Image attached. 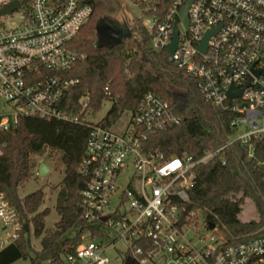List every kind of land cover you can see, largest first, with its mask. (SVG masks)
<instances>
[{
    "label": "built area",
    "instance_id": "built-area-1",
    "mask_svg": "<svg viewBox=\"0 0 264 264\" xmlns=\"http://www.w3.org/2000/svg\"><path fill=\"white\" fill-rule=\"evenodd\" d=\"M13 2L19 7L0 14V155L5 135L21 117L89 127L76 171L85 180L81 215L93 228L72 252L43 264H109V251L122 264L128 259L131 264H264V233L229 242L216 225L209 228L204 210L191 207L189 197L194 165L235 140L248 146L252 158L251 141L264 140V0H192L187 27L180 16L187 0H128L140 10L148 47L165 50L168 60L196 81L207 103L233 114L229 141L197 160L146 150L151 134L183 121L153 92L126 110L130 121L121 132L111 123L124 112L107 125L105 117L93 121L96 112L87 95L75 108L69 94L79 80L68 73L81 57L68 42L92 14L88 0H0V10ZM175 28L176 47L170 52ZM209 30L215 32L202 51ZM23 228L22 215L0 189V251L16 242Z\"/></svg>",
    "mask_w": 264,
    "mask_h": 264
},
{
    "label": "trees",
    "instance_id": "trees-1",
    "mask_svg": "<svg viewBox=\"0 0 264 264\" xmlns=\"http://www.w3.org/2000/svg\"><path fill=\"white\" fill-rule=\"evenodd\" d=\"M88 2L92 14L68 42V47L81 57L68 73L79 80L69 94L75 108L83 95L89 97L93 112H98L104 101H112L104 119L108 125L126 110H133L145 93L153 92L168 101L183 121L151 134L145 143L147 151L162 152L167 158L186 154L197 160L205 151L223 147L234 133L230 127L233 114L207 103L196 81L170 62L165 50L148 47V34L140 19H135L134 26L127 31L131 37L110 47L99 46L97 26L105 21L102 14L114 11L119 3ZM136 31L141 39L134 35ZM139 42L141 50L134 47ZM88 132L85 124L21 117L17 128L5 135L6 147L0 155V189L22 215L24 228L16 242L0 251V264L27 257L30 264H43L49 258L72 252L82 235L93 228L81 215L79 202L85 180L76 171ZM251 142L252 158L248 157V146L235 140L190 169L191 207L203 209L206 219L229 242L264 233V140ZM56 153L64 166L55 205L59 219L47 228L45 218L49 209H40L44 191L37 189L21 196L19 188L35 174L36 157L50 158ZM245 198L252 200L258 219L239 218ZM34 238H40L38 250L34 248ZM29 250L33 251L32 256Z\"/></svg>",
    "mask_w": 264,
    "mask_h": 264
},
{
    "label": "rangeland",
    "instance_id": "rangeland-1",
    "mask_svg": "<svg viewBox=\"0 0 264 264\" xmlns=\"http://www.w3.org/2000/svg\"><path fill=\"white\" fill-rule=\"evenodd\" d=\"M118 7L112 12H106L102 14L105 21L109 24H118L123 27L126 31L132 29L135 23V19L141 16L140 10L129 4L128 0H118ZM134 33L136 38L141 39L139 34ZM130 44V43H129ZM135 46V48L141 50L142 46L140 42ZM112 107V101L106 100L103 102L100 110L96 112L93 121H100L108 114ZM130 111H125L122 116L116 121L111 123L112 129L121 132L126 126H128L130 121ZM37 162L44 161L50 168V171L44 176H38L34 174L28 181L24 182L19 188V194L21 196L27 195L37 189H42L44 191V203L41 205L40 209L48 208L49 213L45 218V225L47 228L54 226V223L58 221L59 216L55 209L57 203L58 194L60 191V182L64 174V166L60 160V154L56 153L52 157H36ZM239 218L242 221H250L258 219V214L256 208L250 198H245L244 205L239 214ZM33 245L35 250L40 248V238L33 239ZM29 255H33V251L29 250ZM108 255L111 257L112 261L115 260V264H120V258L114 251H109ZM12 264H30V258H22L15 261Z\"/></svg>",
    "mask_w": 264,
    "mask_h": 264
},
{
    "label": "water",
    "instance_id": "water-1",
    "mask_svg": "<svg viewBox=\"0 0 264 264\" xmlns=\"http://www.w3.org/2000/svg\"><path fill=\"white\" fill-rule=\"evenodd\" d=\"M192 0H187V2L182 6L181 11H180V16L185 24V26H188V17H187V11L190 6ZM19 7L18 2H13L9 6L3 8L0 10V14H7L12 12L14 9ZM97 31H98V45L99 46H105V47H110L112 45H115L116 43H119L123 39L127 37H131L132 34L128 33L124 28L122 29H114L109 23H104V24H99L97 26ZM215 32V30H209L205 34L202 43L200 45V50L205 51L206 50V45L209 37ZM176 42H177V29L175 28L174 30V38L173 41L168 45V50L170 52H173L176 47ZM236 95L241 94V90L237 91L235 93ZM227 95L229 97H233V93H231L230 90L227 91ZM50 168L49 166L44 162H40L37 168L38 171V176H44L49 172ZM209 228L212 229L214 228L215 224L211 221L208 222ZM126 264H131L130 259L127 260Z\"/></svg>",
    "mask_w": 264,
    "mask_h": 264
},
{
    "label": "flooded vegetation",
    "instance_id": "flooded-vegetation-1",
    "mask_svg": "<svg viewBox=\"0 0 264 264\" xmlns=\"http://www.w3.org/2000/svg\"><path fill=\"white\" fill-rule=\"evenodd\" d=\"M106 23V21L102 22L101 24H104ZM114 29H122L123 27L119 26V25H113V24H110Z\"/></svg>",
    "mask_w": 264,
    "mask_h": 264
},
{
    "label": "crops",
    "instance_id": "crops-1",
    "mask_svg": "<svg viewBox=\"0 0 264 264\" xmlns=\"http://www.w3.org/2000/svg\"><path fill=\"white\" fill-rule=\"evenodd\" d=\"M49 171H50V170H49ZM109 264H115V260L112 261V259H111V261H110ZM120 264H122V263L120 262Z\"/></svg>",
    "mask_w": 264,
    "mask_h": 264
}]
</instances>
